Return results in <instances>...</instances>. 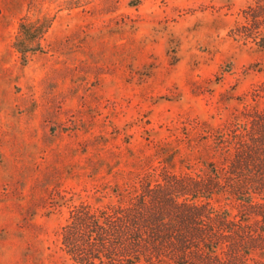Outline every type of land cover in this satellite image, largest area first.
Listing matches in <instances>:
<instances>
[{
    "label": "rangeland",
    "instance_id": "374dc122",
    "mask_svg": "<svg viewBox=\"0 0 264 264\" xmlns=\"http://www.w3.org/2000/svg\"><path fill=\"white\" fill-rule=\"evenodd\" d=\"M254 2L0 0V264H75L76 207L218 164L212 138L264 110V51L232 35ZM23 20L50 22L26 62Z\"/></svg>",
    "mask_w": 264,
    "mask_h": 264
},
{
    "label": "trees",
    "instance_id": "16d2710c",
    "mask_svg": "<svg viewBox=\"0 0 264 264\" xmlns=\"http://www.w3.org/2000/svg\"><path fill=\"white\" fill-rule=\"evenodd\" d=\"M245 19L233 37L264 51V0ZM49 28V21L20 23L14 47L24 62ZM254 97L264 98V83ZM243 124L212 138L219 161L206 176L170 175L108 207H76L60 234L67 255L75 264H264V110L245 114ZM217 198L241 210L216 208Z\"/></svg>",
    "mask_w": 264,
    "mask_h": 264
}]
</instances>
